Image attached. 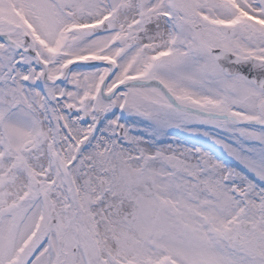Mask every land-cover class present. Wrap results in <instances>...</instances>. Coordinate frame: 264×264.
Instances as JSON below:
<instances>
[{
  "label": "snow or ice",
  "instance_id": "6c2138e0",
  "mask_svg": "<svg viewBox=\"0 0 264 264\" xmlns=\"http://www.w3.org/2000/svg\"><path fill=\"white\" fill-rule=\"evenodd\" d=\"M0 264H264V0H0Z\"/></svg>",
  "mask_w": 264,
  "mask_h": 264
},
{
  "label": "rangeland",
  "instance_id": "374dc122",
  "mask_svg": "<svg viewBox=\"0 0 264 264\" xmlns=\"http://www.w3.org/2000/svg\"><path fill=\"white\" fill-rule=\"evenodd\" d=\"M175 136L179 141L184 142L186 140V138L189 136V133L183 132L181 130H172L169 133V139L165 141V143L167 142H171V137ZM192 142H188L187 146H191ZM197 146H200V144H197Z\"/></svg>",
  "mask_w": 264,
  "mask_h": 264
}]
</instances>
